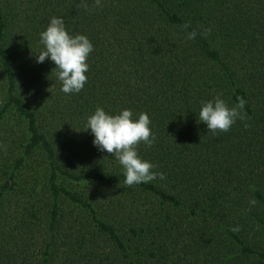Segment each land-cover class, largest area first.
Returning <instances> with one entry per match:
<instances>
[{
	"label": "trees",
	"instance_id": "16d2710c",
	"mask_svg": "<svg viewBox=\"0 0 264 264\" xmlns=\"http://www.w3.org/2000/svg\"><path fill=\"white\" fill-rule=\"evenodd\" d=\"M84 2L0 0V264H264V0ZM53 16L93 45L79 93L36 62ZM217 95L247 117L213 134ZM98 107L148 114L165 179L124 184L84 131Z\"/></svg>",
	"mask_w": 264,
	"mask_h": 264
},
{
	"label": "clouds",
	"instance_id": "9594fccd",
	"mask_svg": "<svg viewBox=\"0 0 264 264\" xmlns=\"http://www.w3.org/2000/svg\"><path fill=\"white\" fill-rule=\"evenodd\" d=\"M96 7H102L101 0H95ZM77 7L88 10L89 5L82 0ZM186 31V39L194 40L198 32L191 27L188 21L182 25ZM210 29H204L203 35L207 37ZM40 41L45 46L44 50L36 54V62L44 63L50 58L55 64L57 77L62 82V91L65 94L79 93L87 83L86 73L89 70L87 63L90 53L94 50L90 40L82 34L70 35L66 30L63 19L53 16L45 31L40 34ZM246 101L238 98V103L229 107L220 95L213 100L202 103L198 120L207 125L213 134L228 132L236 121L244 120L247 113L244 111ZM151 120L147 113H140L138 119H133V112L124 109L119 114L106 113L104 109L97 108L88 117L87 127L94 135L93 144L100 151L111 154L124 169V184L128 187L140 183H149L157 178L163 180V173L153 171L156 167L151 162L142 160L137 148L143 143L152 147L156 137L150 128ZM248 127V125H245ZM256 200H250L251 205ZM238 231V229H233Z\"/></svg>",
	"mask_w": 264,
	"mask_h": 264
},
{
	"label": "rangeland",
	"instance_id": "374dc122",
	"mask_svg": "<svg viewBox=\"0 0 264 264\" xmlns=\"http://www.w3.org/2000/svg\"><path fill=\"white\" fill-rule=\"evenodd\" d=\"M11 121L20 130L24 127V124L19 119H15V118L11 117ZM1 129H2V133L5 135L4 136L2 134V136H4V137L8 136L7 126L3 125L1 127ZM0 137H1V133H0ZM62 183L64 185L70 187V188H73L74 190L83 192L85 194H88L90 192V190H92L94 187V184L90 183V182L74 183V182L67 180V179H64V178H62Z\"/></svg>",
	"mask_w": 264,
	"mask_h": 264
}]
</instances>
